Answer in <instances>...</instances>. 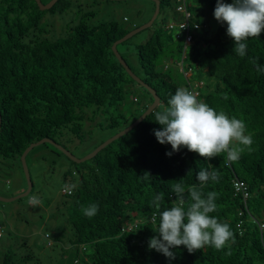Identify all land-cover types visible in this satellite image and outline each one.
Returning <instances> with one entry per match:
<instances>
[{"label": "trees", "instance_id": "obj_1", "mask_svg": "<svg viewBox=\"0 0 264 264\" xmlns=\"http://www.w3.org/2000/svg\"><path fill=\"white\" fill-rule=\"evenodd\" d=\"M160 1L161 11L171 5V0ZM71 6L70 0H58L51 9L42 10L36 0H0L1 165L22 163L24 150L43 137L69 144L73 134L82 145L91 142L93 138L86 140L83 132L88 112L109 114L98 125L117 133L154 100L113 50L116 40L138 26L127 28L116 20L91 24L89 14H84L78 22L69 21L58 34L48 13L52 17L65 14ZM215 6L216 0L190 2L189 10L201 27L185 60L186 68L192 67L194 78L204 81L200 100L245 122L246 134L254 141L252 151L245 149L237 161H230L227 153L205 159L186 148L169 157L166 152L171 145L160 144L153 132L161 127L155 122L154 111L161 110L156 107L93 158L78 163L68 157L71 168L64 176L70 175L72 181L62 189L58 209L69 223L70 233L55 237L53 245L48 243L54 251L60 247L64 264H264V72L256 71L253 64L258 58L264 65V31L259 38L246 41V55L240 57L226 34L227 24L218 23L209 33ZM146 30L150 34L145 42L133 43L131 37L117 48L131 69L156 90L160 104L168 106L181 87L178 78L188 89L184 72L174 73L171 67L177 66L176 55L182 58L184 42L176 40L166 24ZM166 62L171 64L167 68ZM134 85L143 87L151 97L141 107L136 95L130 98ZM209 166L219 172L218 181L203 186L205 194H217V210L210 215L230 225L234 242L230 240L219 250L206 246L192 253L179 246L172 249L173 260L149 249V239L158 235L159 211L171 207L176 199L173 185L185 186L187 207V188L199 187L196 173ZM237 178L248 185L246 202L235 193ZM158 195L159 210L153 203ZM92 203L99 205V211L87 217L81 209ZM46 237H50L48 233ZM22 241L16 247L14 243L4 245L0 264H41L28 240ZM48 245H42L41 253ZM68 250L73 251L71 258Z\"/></svg>", "mask_w": 264, "mask_h": 264}, {"label": "clouds", "instance_id": "obj_2", "mask_svg": "<svg viewBox=\"0 0 264 264\" xmlns=\"http://www.w3.org/2000/svg\"><path fill=\"white\" fill-rule=\"evenodd\" d=\"M213 15L221 25L227 24L226 34L233 39V51L240 57L246 55V41L259 38L264 31V0H232L231 3L216 0ZM253 64L256 71L264 72V65L258 63V58ZM167 104L156 106L161 110L154 111L155 122L161 127L153 129L160 144L171 145V151L166 152L167 156L171 157L173 153L186 148L205 159L210 160L221 153H227L230 161H237L245 149L252 151L254 141L251 134H246V124L242 119L229 116L222 110L217 111L189 89L177 88ZM196 178L200 186L187 188V207L185 186L181 183L173 185L172 192L176 199L171 207L159 211L158 235L151 237L148 242L149 249H155L169 260L175 259L172 249L179 246H184L192 253L206 246L219 250L230 240L234 242L230 225L210 215L217 210V194L203 192V186L208 181H218L219 172L209 166L200 169ZM160 200L158 195L153 201L158 210ZM29 203L38 204L39 201L31 197ZM81 210L85 216L94 217L99 211V205L92 203Z\"/></svg>", "mask_w": 264, "mask_h": 264}, {"label": "rangeland", "instance_id": "obj_3", "mask_svg": "<svg viewBox=\"0 0 264 264\" xmlns=\"http://www.w3.org/2000/svg\"><path fill=\"white\" fill-rule=\"evenodd\" d=\"M71 8L65 14L51 16L48 13V19H53L57 33H62L66 30V24L69 21H79L81 16H87V22L91 24H99L102 21L116 20L124 23L127 28L133 26H141L147 23L153 16L155 11V2L152 0H70ZM192 0H188L191 2ZM170 6H164L153 24V28H159L171 22L175 17V9L177 0H171ZM124 17L129 18L124 21ZM209 33L218 26L215 18H212L209 24ZM170 32L169 30H167ZM150 32L143 30L131 39L133 43H142L147 40ZM190 54L192 47L189 46ZM177 63L181 58L176 55ZM172 71H179L177 66H172ZM182 73V72H180ZM181 87L186 88L181 78H178ZM134 93L130 96H137L140 99L138 107L143 106L151 97L149 93L138 85H134ZM106 117L109 114L93 115L92 112L86 114L84 121L83 132L85 139L93 138L87 144H80L77 136L71 135L73 142L69 144L63 142L75 156L82 158L93 151L102 141L112 137L116 132L112 129H102L98 124L106 122ZM21 160V159H20ZM27 161L33 180V189L29 195L19 198L15 201H0V255H3L4 245L9 247L14 243L15 247L21 244L22 239H27L36 257L40 258L41 264H64L61 261V251L50 249L49 244L52 243L55 237L70 233V225L63 218L61 211L58 209V204L63 199L62 189L70 187L72 178L70 175L66 179L64 174L71 168V162L68 157L60 153L56 148L48 144H42L33 148L28 154ZM28 188L27 178L22 166L18 160L11 165L0 164V195L5 197H13L23 193ZM31 197H36L38 204L29 203ZM49 234V238L46 234ZM4 237V238H3ZM43 244L48 245L47 250L41 253ZM59 244V243H58ZM60 245V244H59ZM69 246V245H68ZM30 247V248H31ZM25 248H21L23 251ZM18 251V252H20ZM69 258L73 254L72 250L67 251Z\"/></svg>", "mask_w": 264, "mask_h": 264}, {"label": "water", "instance_id": "obj_4", "mask_svg": "<svg viewBox=\"0 0 264 264\" xmlns=\"http://www.w3.org/2000/svg\"><path fill=\"white\" fill-rule=\"evenodd\" d=\"M39 7L42 10H47V9H51L54 4L58 1V0H50L47 3H44L42 0H36ZM155 2V11L154 14L152 16V18L145 24L138 26L134 29H132L131 31H129L127 34H125L123 37H121L120 39L116 40L113 44V50L118 58V60L122 63V65L125 67V69L127 70V72L130 74V76L137 81L138 83H140L142 86H144L146 89H148L152 95H153V102L151 105H149V107L146 109V111L140 116L138 117L134 122H132L130 125H128L127 127H125L124 129H122L121 131L117 132L115 135H113L112 137L106 139L105 141H103L101 144H99L93 151H91L89 154H87L86 156L79 158L77 156H75L69 149H67L65 146H63L62 144L56 142L55 140H53L52 138L49 137H43L38 141L32 142L22 153L21 155V161H22V165H23V169L27 178V182H28V188L25 192L20 193L16 196L13 197H5V196H1L0 195V201H15L19 198H22L24 196H27L30 194V192L33 189V180L31 177V173H30V169H29V165H28V161H27V156L28 154L33 150L34 147L42 145L44 143H51L53 144L56 148H58L61 152H63L67 157H69L70 159H72L73 161H76L78 163L80 162H84L86 160H89L91 158H93L94 156H96L103 148L107 147L109 144H111L114 140L124 136L125 134H127L129 131H131L135 126H137L142 120H144L146 118V116L148 114H150L151 111H153L157 105H159L161 103V98L160 96L157 94L156 90L150 86L149 84H147L141 77H139L132 69L131 67L128 65V63L126 62V60L124 59V57L122 56V54L119 52L117 46L118 44L128 40L129 38L133 37L134 35H136L137 33L151 27L155 20L157 19L158 15L160 14L161 11V1L160 0H152ZM1 125H2V115H1V111H0V129H1Z\"/></svg>", "mask_w": 264, "mask_h": 264}, {"label": "built area", "instance_id": "obj_5", "mask_svg": "<svg viewBox=\"0 0 264 264\" xmlns=\"http://www.w3.org/2000/svg\"><path fill=\"white\" fill-rule=\"evenodd\" d=\"M190 2L188 0H177L176 11L182 15V17H173L171 22L167 24V29L171 30L176 40H183L184 48L182 58L177 63V67L184 72L188 78V89L195 93L199 98L200 90L204 85V81L195 79V73L192 67L186 68L187 63L185 60L188 56V46L193 45L195 40V34L200 29L201 25L194 21L193 14L189 10ZM169 63L167 62L165 67L167 68ZM234 188L236 195H241L246 202L250 197V191L248 185L241 179L234 180ZM66 191V189H64ZM70 193V190H68Z\"/></svg>", "mask_w": 264, "mask_h": 264}]
</instances>
